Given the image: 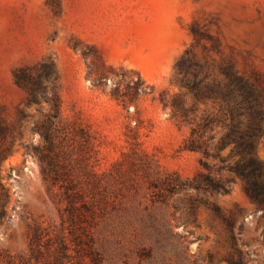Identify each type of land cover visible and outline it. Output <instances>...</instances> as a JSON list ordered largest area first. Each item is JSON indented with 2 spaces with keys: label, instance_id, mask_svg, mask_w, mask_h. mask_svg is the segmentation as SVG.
<instances>
[{
  "label": "rangeland",
  "instance_id": "obj_1",
  "mask_svg": "<svg viewBox=\"0 0 264 264\" xmlns=\"http://www.w3.org/2000/svg\"><path fill=\"white\" fill-rule=\"evenodd\" d=\"M107 4L109 0H0V111L12 129L4 145L8 150L0 157V204L5 210L0 218V252L26 254L30 223L60 226L62 222L65 202L60 185L67 181L60 178L52 190L41 167L44 143L38 127L50 106L45 100L27 103V92L13 77L17 66L53 61L61 115L73 126L68 148L76 147L70 161L76 169L74 180L99 185L91 192L104 206L102 264H232L222 220L207 205L195 212L184 206L194 192L174 197L175 205L181 206L167 214L172 226L162 227L161 234L151 227L156 211L151 210L146 168L156 169L160 163L184 177H193L201 168V154L183 148L190 125L179 122L158 99L167 90L186 93L187 102H193L177 67L194 41L190 25L195 22L210 37L204 40L207 47L196 45L200 57L208 59L202 71L197 69L200 77L209 73L208 80H215V35L241 71L264 74V0H123L125 8L142 12L150 30L154 28L156 44L164 42L161 58L145 63L143 70L133 66L138 59L129 55L119 64L102 65L92 44L82 42L88 13ZM118 84L131 95H136L137 84L149 87L135 104L124 105L110 94ZM198 106L200 116L212 109L214 101L205 99ZM88 138L96 153L90 148L82 152L81 144ZM229 152L230 147L223 153ZM81 155L87 160L81 161ZM257 155L264 162V144ZM84 168L93 170L82 174ZM205 198L210 205H219L225 217L242 210L241 218L246 219L242 237L255 250L247 264H264L263 228L258 221L262 215L254 212L243 182L237 179L228 195L208 193ZM157 214L161 218L163 213ZM234 230L238 233L237 226Z\"/></svg>",
  "mask_w": 264,
  "mask_h": 264
},
{
  "label": "trees",
  "instance_id": "obj_2",
  "mask_svg": "<svg viewBox=\"0 0 264 264\" xmlns=\"http://www.w3.org/2000/svg\"><path fill=\"white\" fill-rule=\"evenodd\" d=\"M190 32L194 41L182 53L177 67L183 75L181 82L192 95L193 102H187L186 93L172 94L167 90H163L158 99L165 107L171 108L179 122L190 125V134L183 148L201 154V168L193 177H184L177 170L163 169L160 163H156V169L146 168L151 210L156 211L151 227L161 234L162 227L167 224L172 226L167 214L171 208L177 210L181 206L180 203L175 205L174 197L180 193L194 192V196H190L184 206H189L192 212L201 204L210 207L215 218L222 220L228 234L231 249L227 259L232 264H247L255 250L242 237L246 226V219L241 218L242 210L237 208L229 217H225L220 206L216 203L210 205L205 195H228L233 184L240 179L244 192L255 206L254 212L262 215L258 221L263 228L261 242L264 244V162L257 155L258 147L264 144V74L258 70L250 73L241 71L236 61L226 54L221 37L215 35L212 37L215 80H208L209 73L200 77L208 59L200 57L196 45L207 47L204 40L210 37L197 29L195 22L190 25ZM91 46L102 65H109L100 50L93 44ZM198 68L201 71L198 72ZM139 76L146 83L142 75ZM13 77L15 83L27 92V103L45 100L49 104L50 110L38 127L44 143L40 149L42 173L50 181L52 190L60 178L67 182L60 185L62 200L65 202L61 225L30 223L28 252L13 254L2 251L0 264H102L104 253L101 249V227L104 206L102 200L91 192L93 188L99 187L97 183L86 185L74 180L76 169L70 161L76 147L68 148L73 126L61 115L59 76L55 64L53 61H43L17 66L13 70ZM148 87L143 89L137 84L136 95H131L121 90L118 84L110 94L124 105L135 104L137 96L146 93ZM150 89L154 91V86ZM205 99L213 100L214 106L205 109L199 116L198 104ZM78 131L81 132V129ZM11 135L12 129L0 111V157L8 150L4 145ZM141 144L136 140V145L143 150ZM81 146L83 153L85 148L96 153L90 138ZM228 147L230 152L224 155ZM81 156V161L87 160L85 155ZM92 170L84 168L80 172L87 174ZM157 211H162L161 218H158ZM4 215L3 204H0V218ZM236 226L238 233L234 230Z\"/></svg>",
  "mask_w": 264,
  "mask_h": 264
},
{
  "label": "crops",
  "instance_id": "obj_3",
  "mask_svg": "<svg viewBox=\"0 0 264 264\" xmlns=\"http://www.w3.org/2000/svg\"><path fill=\"white\" fill-rule=\"evenodd\" d=\"M86 41L95 45L107 63L119 64L134 56L133 66L143 70L145 63L161 58L163 41H155V30L147 25L142 12L127 9L123 0H109L99 10H92L85 20Z\"/></svg>",
  "mask_w": 264,
  "mask_h": 264
}]
</instances>
